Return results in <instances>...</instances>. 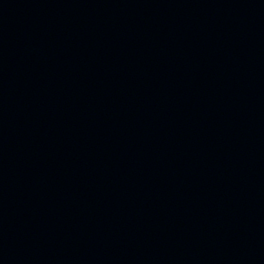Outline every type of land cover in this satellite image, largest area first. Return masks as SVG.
<instances>
[{
    "label": "water",
    "instance_id": "95a60500",
    "mask_svg": "<svg viewBox=\"0 0 264 264\" xmlns=\"http://www.w3.org/2000/svg\"><path fill=\"white\" fill-rule=\"evenodd\" d=\"M0 264H264V0H0Z\"/></svg>",
    "mask_w": 264,
    "mask_h": 264
}]
</instances>
